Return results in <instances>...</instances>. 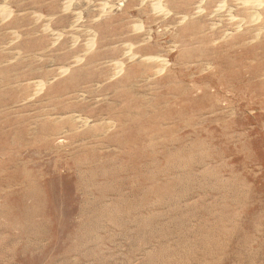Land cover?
<instances>
[{
  "label": "rangeland",
  "instance_id": "obj_1",
  "mask_svg": "<svg viewBox=\"0 0 264 264\" xmlns=\"http://www.w3.org/2000/svg\"><path fill=\"white\" fill-rule=\"evenodd\" d=\"M0 264H264V0H0Z\"/></svg>",
  "mask_w": 264,
  "mask_h": 264
},
{
  "label": "bare ground",
  "instance_id": "obj_2",
  "mask_svg": "<svg viewBox=\"0 0 264 264\" xmlns=\"http://www.w3.org/2000/svg\"><path fill=\"white\" fill-rule=\"evenodd\" d=\"M253 3V2H252ZM255 3V2H254ZM256 7V6H255ZM67 8H68V6H67ZM133 58V57H132Z\"/></svg>",
  "mask_w": 264,
  "mask_h": 264
}]
</instances>
